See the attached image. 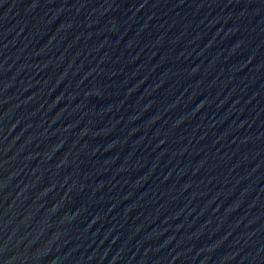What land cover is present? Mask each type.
Here are the masks:
<instances>
[{
    "label": "water",
    "instance_id": "obj_1",
    "mask_svg": "<svg viewBox=\"0 0 264 264\" xmlns=\"http://www.w3.org/2000/svg\"><path fill=\"white\" fill-rule=\"evenodd\" d=\"M0 264H264V0H0Z\"/></svg>",
    "mask_w": 264,
    "mask_h": 264
}]
</instances>
